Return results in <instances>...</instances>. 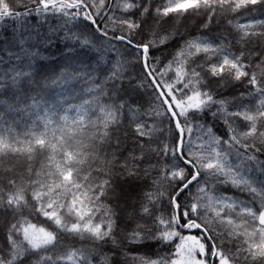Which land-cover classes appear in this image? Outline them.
I'll return each instance as SVG.
<instances>
[{
	"label": "snow or ice",
	"instance_id": "obj_1",
	"mask_svg": "<svg viewBox=\"0 0 264 264\" xmlns=\"http://www.w3.org/2000/svg\"><path fill=\"white\" fill-rule=\"evenodd\" d=\"M9 28L0 264H264V0H0Z\"/></svg>",
	"mask_w": 264,
	"mask_h": 264
},
{
	"label": "trees",
	"instance_id": "obj_2",
	"mask_svg": "<svg viewBox=\"0 0 264 264\" xmlns=\"http://www.w3.org/2000/svg\"><path fill=\"white\" fill-rule=\"evenodd\" d=\"M7 2H9L11 4V3H14V0H7ZM33 23H35V21H33ZM10 35H11L10 28L7 29V30H5V31H0V44H2V41H3V37L4 36H10ZM40 47H41L42 54L45 57H50L49 59H44V60H38L37 61V63L40 66L41 70L42 71H45V72H48V71H53V70L58 69L59 65L61 63H63V61L60 59V53H59L58 48L55 45L50 46L48 48H45L43 45H41ZM59 47L62 48L63 45L60 44ZM52 57H54V58H52ZM83 86H84L83 81H81L77 85V90H79ZM133 147H134V145H133L132 141L131 140H128L126 142V144H125V149H126L125 154H127V151L132 150ZM262 159H264V157H262ZM239 195H240V198H242V199L245 198L243 196V194H239ZM2 225H3V220H2V218H0V226H2ZM2 243H3V232L0 231V244H2ZM146 251H147L146 249H138V250L129 252V253H127L128 259L131 260V258L133 256H141V255H144ZM153 258H155V257H153ZM124 259H125V256L124 255H121L119 257V260L121 262Z\"/></svg>",
	"mask_w": 264,
	"mask_h": 264
}]
</instances>
